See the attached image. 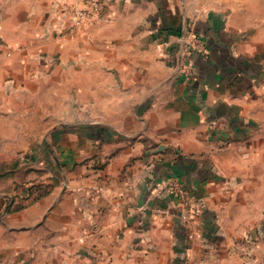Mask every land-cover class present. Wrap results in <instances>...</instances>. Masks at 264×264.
Here are the masks:
<instances>
[{"label":"rangeland","instance_id":"1","mask_svg":"<svg viewBox=\"0 0 264 264\" xmlns=\"http://www.w3.org/2000/svg\"><path fill=\"white\" fill-rule=\"evenodd\" d=\"M206 1L187 7V0H173L177 5L170 8V0H155L159 3H152L154 8L148 7L145 14L139 6L150 4L148 0H0V223L59 192L66 182L103 175L112 155L108 146L117 135L109 121L122 117L124 92L129 90V99H136L130 105L142 110H151L154 99L172 95L166 83L145 95L137 85L139 72H131V82L125 86L121 72L96 67L95 55L110 54L117 46L118 41L108 42L112 37L118 40L111 25L119 12L122 16L127 10L126 3L131 37L162 51L177 86L225 82L243 90L247 102L242 106H203L220 147L238 141V146L253 152L264 149V0ZM140 12L144 16L139 17ZM252 39L261 41L259 53L248 56ZM223 61L230 63L222 65ZM217 64L227 66V74L220 77L212 68ZM194 79L196 85L191 84ZM149 154L145 151L141 158ZM156 188L164 205L151 203L146 210L176 216L179 247L153 245L145 234V221L134 222L141 219L131 220L137 224L130 232H116L113 244L105 239L94 242L92 228L100 234L105 224L99 218L91 225L87 218L82 248L68 241L66 247L53 246L49 255L45 248L37 252L34 248L21 263L10 264H162L160 259L170 258L171 251L172 262L163 264H190L189 228L206 212L205 198L180 175L167 174ZM216 220L217 216L212 218L205 233L214 241L224 236ZM164 238L168 240L167 234L158 240ZM229 238L234 247L221 251L238 250V233Z\"/></svg>","mask_w":264,"mask_h":264},{"label":"crops","instance_id":"2","mask_svg":"<svg viewBox=\"0 0 264 264\" xmlns=\"http://www.w3.org/2000/svg\"><path fill=\"white\" fill-rule=\"evenodd\" d=\"M148 2L150 4L139 6L145 8V14L148 7L154 8L152 3H159L155 0ZM196 3L206 5L207 1L185 2L187 7ZM176 5L170 0L168 6L175 8ZM124 6L127 10H122V16L119 12L111 25L113 36L118 34V40L115 37L108 40L118 41L117 46L110 54H96V67L107 66L121 72L125 86L131 82V72H139L137 85L145 95L148 89L165 83L172 88V95L169 99H154L151 110H142L143 107H132L130 104L136 99H129V90L124 92L122 117L109 121L117 135L108 146L112 155L103 175L90 180L76 179L70 184L66 182L64 188L59 187V192L44 197L25 211L6 216L0 223V264L21 263L25 253L34 248H37L36 252L45 248L46 255H49L53 246L64 244L66 247L67 241L74 248H82L87 218L91 225L99 218H103L101 222L105 224L100 228V234L97 228H92L94 242L105 239L113 244L116 232H130L132 224H137L131 220L141 219L134 222L145 221V234L151 236L148 239L153 245L169 249L179 247V240L175 239L178 228L173 222L176 216H157L146 210L151 203L164 205L156 185L167 174L180 175L191 189L202 194L207 204L204 215L189 228L192 233L188 241L190 264H264V149L253 152L238 146V141L220 147L212 136L210 115L203 108L218 103L235 108L242 106L247 102L243 90L225 82L214 83L211 87L202 83L188 89L177 86L170 79L171 67L163 60L162 51L150 49L146 43L131 37L130 4ZM141 14L138 16H144ZM125 21L127 26L123 24ZM252 42L248 56L259 53L261 41L252 39ZM240 57L242 60L243 55ZM220 63L228 65L230 62ZM237 65L242 68L240 62ZM212 68L221 74L220 77L228 72L227 66L221 68L217 64ZM114 81L117 83L116 78ZM196 81L194 79L191 84L196 85ZM110 117L111 114L106 115V119ZM99 118L102 119L103 115ZM161 146L164 151L158 153ZM145 151H149V158L142 159ZM213 169L216 172H212ZM215 216L218 232L224 236L214 241L205 233L208 234V224ZM237 233L238 250L221 251L234 247L229 237ZM162 234H167L168 240H158ZM245 236L250 238L245 241ZM216 248H219V254ZM200 249H203L202 254ZM171 255L170 258L162 257L160 263L163 264L164 260L165 263L172 262L174 257Z\"/></svg>","mask_w":264,"mask_h":264}]
</instances>
